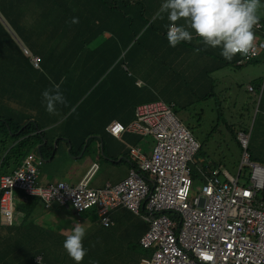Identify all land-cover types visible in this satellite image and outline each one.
<instances>
[{"label": "crops", "instance_id": "crops-1", "mask_svg": "<svg viewBox=\"0 0 264 264\" xmlns=\"http://www.w3.org/2000/svg\"><path fill=\"white\" fill-rule=\"evenodd\" d=\"M14 1L12 16L25 12V17L21 19L23 24L21 26L27 28V26L32 25L35 28V32L29 31V35L34 37L42 36L43 38L50 37V33H41L39 23L58 20V9H54L53 0H34L31 3L28 1L22 2L24 0ZM131 1H133L131 4L135 5L136 1L139 0ZM141 1L147 8L148 13L145 16L149 20V24L159 19L161 24L164 25L163 27H165L168 23L167 18L165 16L164 19H161L158 12L163 0ZM41 2L44 4L48 3V7L43 9L41 4H39ZM73 2L74 0H68V6L69 3L73 5ZM261 5L262 7L258 11L260 16L259 23L264 25V0H261ZM83 6L87 16L84 22L91 23L89 26L97 23V21H105L107 23L104 26L112 27L115 30V36H118L117 42H121L122 45L128 42L130 34L124 31L121 18L119 19L115 16L110 20L105 19V16L101 17L102 13L96 18L94 15H88L89 4L87 2ZM74 7H72L70 12L73 13V18L75 14L80 16L76 13ZM130 9L131 14L136 17L135 27L138 29L142 26L138 8L133 7ZM38 10L40 15L44 12L46 17L37 18L34 16V22L31 24L32 14ZM49 11L50 16H48ZM54 14H57L56 18ZM108 16L107 13V18ZM1 19L9 30L12 39L19 45V48L21 50L28 49L25 40L20 35L21 33L14 26V21L16 20L5 19L2 15ZM9 20L13 22L9 24ZM70 23L71 21L68 22V26L72 29L73 27ZM180 23H183V21ZM22 30L24 33L27 32V29ZM66 34L70 40L76 38L74 28L68 30ZM62 35V33H59L56 38H60ZM193 35V40L198 46L194 54H189V52L193 51L184 45L177 49L169 46L170 50H173L171 53L178 51L179 58L178 56L169 58L174 64V70L166 73L167 76L165 77H158L152 73L153 71L158 74L161 73V70L157 69L159 68L157 60L150 63L148 66L149 72L147 73L141 69V66H135L134 68L136 69L132 73L128 72L127 68L114 69L112 66L109 72H113V74L104 82L101 80L98 92L87 99L85 102L86 107L73 116L72 121H68L67 125H65L66 122L64 121L74 111L73 103L77 100L69 97L70 91L72 88L77 90L86 88L80 85L78 76L83 72V82L85 83L83 85H89L91 81L98 79L103 72V63L92 62L100 59V53L95 50L96 46L94 45H91V49L85 52L84 57L79 62L69 64V72L66 74L72 75L70 79L65 78L66 74L59 68H54L51 63L48 69L49 72L51 71L50 74L53 79L49 84L50 86L52 83L62 84L60 90L67 100V105H57L59 114L54 115V120L49 124H56V127L52 129H47L44 126V124L48 125V123L43 121V115L35 116L37 110H39L37 108H35V112H30L33 117L28 118L23 126L25 128L28 124L33 123L36 128L31 130V134L36 137L34 138L37 144L34 148L36 153L33 154L41 162V182L45 184L58 181L71 184L79 183L94 164L99 165V169L92 180L93 186L102 188L108 184L114 185L124 180L128 176L131 167L136 164L124 142L138 147L148 155L152 151L153 139L151 137L144 138L130 132H124L120 137H115L107 129H103V124H105L106 119H111L112 117L124 119V121L119 120L123 124L128 123L126 118L133 117L134 120L129 122V124L133 123L136 118V108L146 103L142 102L140 92L137 89H141L145 85L149 91L153 92L152 96L147 97V100H150L147 102H156L157 99H160L158 101L179 102L180 107L184 109L180 116L190 110L187 104H192L194 98L208 101V98L212 96L216 106L220 104L222 108V104L230 102L228 99H223L218 95L220 90L222 89L221 93L224 96L226 95V90L231 91V120L227 121L231 124L233 139L236 141L238 132H246L249 135L252 159L254 155L260 161H264V78L252 80L260 77L262 75L261 72H255L253 66L246 61L242 62V65L246 64V72L244 71L245 66H238L236 70H232L231 66L234 65L230 66L229 64L226 65L227 67L221 68L219 61L221 50L219 48L206 47L199 41L198 37H195L194 32ZM146 36H148L150 47L159 43L154 33L149 32ZM101 37L109 36L103 34ZM124 39L127 40L124 41ZM36 44L40 45L38 41ZM260 60L264 61V53L260 55L257 62L251 63L256 65ZM81 69L83 71L78 72ZM222 70H225L227 76H220ZM120 72L124 73L122 78H120ZM119 78L124 84L121 83ZM158 78L159 80H157ZM67 79L69 81L65 83ZM259 83H261V88L257 89L256 85ZM128 86H130V89ZM251 86L253 91L249 89ZM159 88L163 89V93H171L183 97L184 102L177 100L175 97L162 96V92H157ZM191 96L195 97L188 98ZM39 104L42 107V101ZM66 112L68 113L65 114ZM196 114L204 117L202 113L197 111ZM218 115H220L219 111ZM187 128L191 131L190 127ZM260 130L261 133H259ZM22 131L23 129H20L19 132L12 133V129H7L5 133L13 139L18 137ZM5 133L3 132V137L0 139V147L3 144H8L9 148L14 147L17 143L16 140L11 142L8 139L6 140ZM199 144L201 146L200 142ZM258 159L253 160L259 161ZM211 165L209 162L200 164L194 161L192 166L202 178L201 185L206 183L207 179L214 175L216 171H220L216 166L213 167ZM38 203L42 207L38 208L39 204L37 205V210H35L36 219H34L32 226L24 223V220L19 217L18 219L16 218L14 228L4 226L0 221V264H75L63 248V242L76 223L81 224L86 231L83 244L87 254L82 264H109L110 262L111 264H141L144 258L151 255L150 251L143 249L140 245L141 238L148 231V224L125 207H118L111 212L112 224L109 227L103 226L100 220L95 223L91 222L87 215H84L85 221L82 222V215L76 216L75 214L69 215V225L63 224V227H57L53 226V222L61 215H64V211H69L64 210L62 207H54V204L52 207L46 208L42 201ZM39 227L40 231L38 232L37 228L39 229ZM116 236L120 237L115 240ZM21 246L25 248L22 250ZM36 255L38 256L37 260L35 259ZM98 255H102L100 261L96 260ZM40 257L41 259H39Z\"/></svg>", "mask_w": 264, "mask_h": 264}, {"label": "built area", "instance_id": "built-area-1", "mask_svg": "<svg viewBox=\"0 0 264 264\" xmlns=\"http://www.w3.org/2000/svg\"><path fill=\"white\" fill-rule=\"evenodd\" d=\"M255 29L264 35L263 24ZM255 43V54L243 61L264 52V39ZM25 53L40 69L41 57L28 49ZM135 114L128 127L117 121L107 127L115 137L130 132L155 142L151 157L124 142L136 162L124 180L93 186L99 169L94 164L79 183L45 184L39 181L41 162L30 153L20 169L0 175L1 222L12 224L14 192L21 189L47 208L59 204L76 216L96 208L105 227L112 224L114 209L127 208L149 226L140 240L141 247L151 253L142 260L148 264H264V166L254 163L247 152L249 135L240 131L237 136L244 150L237 174L216 171L194 191L192 165L201 146L177 117L174 105L145 103Z\"/></svg>", "mask_w": 264, "mask_h": 264}, {"label": "trees", "instance_id": "trees-1", "mask_svg": "<svg viewBox=\"0 0 264 264\" xmlns=\"http://www.w3.org/2000/svg\"><path fill=\"white\" fill-rule=\"evenodd\" d=\"M27 1L31 3L34 0H24L22 2ZM86 2L89 4L88 15H94L96 18H98L102 13L101 17L103 18L105 16V19L110 20L115 16L119 19L121 18L123 21L122 26H124V31L130 34V39L128 42H125L123 45L121 42H117L118 36H115V30L112 29V27L104 26L107 23L105 21H97V23H93L91 26H89L91 23L84 22V19L87 18V16L85 14L86 11L83 4ZM132 2L133 1L131 0H74L73 5L69 3L68 6V0H53L52 5L54 9H58V20L44 21L39 23V29L41 33H50V37L43 40L42 36L34 37L33 35H29V31L35 32V28L32 25L27 26V28L21 26L23 25L21 23V19L25 17V12L20 13L17 16H12V13L14 12V0H0V139H2L3 132L5 133L7 129H12V133H17L20 131V129H23L21 134L13 139L5 133L6 140L8 139L10 142L16 140L17 143L12 148H9L8 144L1 145L0 175L10 174L15 170L20 169L24 159L30 153H32V149H34L37 145L34 139L36 137L31 134V130L36 129L35 125L30 123L25 128H23V126L26 124L28 118L33 117L30 115L31 111L35 112V108L39 110L42 109L39 104L40 101H42L41 94L46 88H48L47 86H50L49 82L53 79L50 74L51 71L49 72L48 69V67L51 66V63L53 64L54 68H59L64 74H66L69 72V64L79 62L84 57L85 52L91 49V45H94L96 46L95 50H98L100 53V59L92 62H101L103 63L104 67V70L99 78L95 81H91L89 85H83L85 84L83 82V72H81V74L78 76L81 83L80 85L86 88L82 90L72 88L70 91L69 97L73 98L75 95H77V100H75L73 103L74 111L64 121L66 122L65 125H67L68 121H72L73 116L80 113V111L86 107L85 102L89 97L98 92L101 80L104 82L113 74V72H109L112 66L114 69H120L122 67L127 68V71L131 73L136 69L134 68L135 66H141V69L147 73L149 72L148 66L151 63V58L156 57L157 65H159V68L157 69H160L161 73L158 74L154 71H151L153 74L158 77H165L167 76L166 73H170L174 70V64L169 58L172 56H178L179 58V54L177 50L174 53H171L173 50H170L169 43L166 38L167 29L163 27L164 25L161 24L159 19H156L154 22L149 24V20H147L145 16L148 11L141 0L136 1L135 5H132ZM39 4H41L43 9L48 7V3L44 4L41 2ZM72 7H74L76 13L80 15L77 16L75 14L74 17L78 18L80 23H70L75 29L76 38L74 40H70L66 34L68 30L73 29H70V26H68V22L72 21L73 18V13H70ZM133 7L138 8L139 17L142 22V26H140L138 29L135 27L136 17L131 14L130 8ZM107 13L109 15L108 18ZM33 14L32 16L37 18H42V16L43 18L46 17L44 12L42 15H40L39 10L33 12ZM1 15L5 19L11 18L16 20L14 21V26L15 28L17 27L16 30L21 33L20 35L25 40L28 50H30L33 55L40 56L42 59L40 69L34 68L31 63V58L25 53V50H21L19 45L12 39L9 30L1 19ZM48 16H50V11ZM54 16L56 18L57 14H54ZM8 22L11 24L13 21L9 20ZM22 29H27V32L24 33ZM149 32L156 35V38L159 41L157 45H152L151 47L149 46L148 36H146V34ZM254 32L257 37L258 31H256L255 28ZM59 33L63 34L62 37L56 38ZM104 33H108L109 37L102 38L101 36ZM36 40L40 45L36 44ZM125 40L127 39H124V41ZM182 45L187 46L189 50L193 51L189 52V54H194L198 49V46L194 40L191 43L182 42L175 49L181 47ZM219 61L221 68H225L227 67L226 65L229 64L230 66H237L236 68H238V66H246V64L242 65V63H238L239 61H243V58L240 55L234 57L231 62L225 60L220 55ZM257 61L258 59H255V61L252 62ZM82 69L78 72L83 71ZM123 75L124 73L120 72V78H122ZM70 77H72V75L69 76L66 74L65 76V78L69 79ZM69 79H67L65 83H67ZM121 83L124 84L122 80ZM60 86L62 87V84ZM128 88L130 89V86H128ZM256 88L260 89L261 83L256 85ZM137 90L140 92L142 102L150 103L147 102L150 101L147 100V97L152 96L153 92L149 91L146 85L145 87ZM39 93L41 94L39 95ZM167 102L171 105H174V109L177 115H179L180 113L177 111V107L180 105V103H176L175 101ZM26 105H30L34 107V109H30ZM189 105L190 104H187V106ZM114 120L120 122L124 127H128L131 124H129V122L134 119L132 118L129 120V118H126L128 123L123 124L119 120L124 121V119L112 117L111 119H106L105 124H103V129H107L108 125ZM7 124L9 125L8 127ZM44 126H46L47 129L50 127L49 124H44ZM259 133H261V130ZM5 143L7 142L5 141ZM241 150H243L242 147ZM251 151L252 149L250 147V152ZM253 159L256 160L258 158L254 157L253 155ZM260 162L264 164V161ZM12 165L15 167V169L13 171L6 172L5 168H10ZM192 178L195 184L196 182L197 184L200 183L202 180L201 176L197 173L194 167ZM39 181L41 182L40 177ZM39 201L41 202L39 198L29 195L28 193L24 192V190H16L14 192L13 198L15 222L13 220L12 224H4V226L14 228L16 218L18 219V217L20 219L22 218L24 223L32 226L33 219L31 217L35 212ZM24 248V246H21L22 250ZM35 257L37 260L38 256L36 255ZM109 264H111V262Z\"/></svg>", "mask_w": 264, "mask_h": 264}, {"label": "clouds", "instance_id": "clouds-1", "mask_svg": "<svg viewBox=\"0 0 264 264\" xmlns=\"http://www.w3.org/2000/svg\"><path fill=\"white\" fill-rule=\"evenodd\" d=\"M261 7V0H163L158 12L161 19H164L165 16L167 18L166 38L170 47L176 48L182 42L191 43L194 39V32L195 37H198L203 45L213 49L219 48L220 55L231 62L237 55L242 56L243 60L249 55H254L255 42L258 39H264V35L258 32L259 36L256 37L254 32L255 26L260 22L258 11ZM181 21L183 23H180ZM71 22L78 23L79 21L78 18H73ZM263 53L260 52L259 55ZM259 58L260 56L253 58L247 63ZM249 89L253 91L252 87ZM41 95L45 110L50 115L59 114L58 104L67 105V100L57 83H52ZM239 147L241 148L240 144ZM247 152L251 157L250 141ZM251 160L264 166L263 163L253 160L252 157ZM240 166L241 160L238 168ZM38 191L35 189V194ZM77 206H80L79 202ZM85 236V228L76 223L63 242V248L75 264H82L87 254L83 244ZM141 264H148V262L142 261Z\"/></svg>", "mask_w": 264, "mask_h": 264}, {"label": "rangeland", "instance_id": "rangeland-1", "mask_svg": "<svg viewBox=\"0 0 264 264\" xmlns=\"http://www.w3.org/2000/svg\"><path fill=\"white\" fill-rule=\"evenodd\" d=\"M30 21H31V24H33L34 16L31 17ZM43 34H48V33L43 32ZM104 34L105 36H109L108 33H104ZM44 39L45 38H43V40ZM155 60H157L156 57L151 58V62ZM250 65L253 66L254 68L253 70L255 72L260 71L262 74L260 77L254 78L252 80L260 79L261 77L264 78V61L260 60V62L257 63L256 65L254 63H250ZM244 68H245L244 71L246 72V66ZM231 69L236 70V67L231 66ZM224 75L227 76L225 70H222L220 73V76L222 77ZM157 80H159V78ZM227 83H226V87H227ZM159 89L157 92L158 93L162 92V96L175 97L177 100L184 102V99H182L183 97H180L178 95L171 94V93H163V89L161 88ZM221 90L218 95L223 99H228L230 102V103H224V105L222 104V108L220 104H217L216 106L215 101L212 98V96L208 98V101H204V99L194 98L195 96H191L188 98L190 99L194 98V99H193V103L189 105L190 110L182 113L181 116L180 114L177 116L178 117L180 116L179 118L183 121V123L187 127H190V130L193 133L194 137L201 143L202 149L196 156L195 161L200 164L209 162L213 165V167L217 166V168L220 169L221 171L226 169L233 176H235L238 172V165L242 157V150L239 147L237 140L235 141L233 139V134L231 133V124L227 121V120H231V91L226 90L225 91L226 95L224 96V94L221 93ZM40 94L41 93H39V95ZM72 99H77V95H75ZM158 100L160 99H157V101ZM26 106L29 107L30 109H34V107L30 105H26ZM183 110L184 109H182L180 105H178L177 111L181 113L183 112ZM196 111L198 113H202L204 117L198 116L196 114ZM218 111L220 115H218ZM40 115L44 116L45 123L51 124V122L54 120V115H50L45 110V106L43 103H42V110L41 111L37 110L35 114L36 117H39ZM132 118L133 117L129 118V120ZM55 125L56 124L50 125L48 129H52L56 127ZM154 146H155V142L153 143L151 154H148V155L146 154L148 157L152 156ZM32 153H36V151L32 149ZM14 169L15 167L12 165L10 168L8 167L5 168V171L10 172V171H13ZM199 187H201V183L197 184L196 182V184L194 183L193 185V190L197 191ZM53 206L60 207V205L58 204H54ZM41 207H42L41 204H39L38 208H41ZM64 212H65L64 215H61V217L57 218L53 222V226L63 227V224L69 225L70 223L69 215H73V212L72 211H69V212L64 211ZM84 215L89 216L90 221L93 223L99 220V216H98V212L96 208H91L83 212L82 222L85 221L83 218ZM31 218L33 219V221L34 219H36V212L32 214ZM14 222H15V219H14ZM37 231L38 232L40 231V227L39 229L37 228ZM119 237L120 236H116L115 240ZM101 258H102V255L96 256V260L100 261Z\"/></svg>", "mask_w": 264, "mask_h": 264}]
</instances>
